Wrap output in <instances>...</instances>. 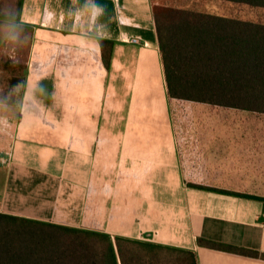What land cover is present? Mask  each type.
Instances as JSON below:
<instances>
[{"label": "crops", "instance_id": "crops-1", "mask_svg": "<svg viewBox=\"0 0 264 264\" xmlns=\"http://www.w3.org/2000/svg\"><path fill=\"white\" fill-rule=\"evenodd\" d=\"M153 7L0 0L31 30L16 114L0 102V213L264 264L199 243L264 255V113L171 98Z\"/></svg>", "mask_w": 264, "mask_h": 264}, {"label": "trees", "instance_id": "trees-1", "mask_svg": "<svg viewBox=\"0 0 264 264\" xmlns=\"http://www.w3.org/2000/svg\"><path fill=\"white\" fill-rule=\"evenodd\" d=\"M264 8V0H221ZM168 95L248 112L264 113V24L188 8L153 7ZM102 44L110 67L111 49ZM24 81V77H23ZM250 197V196H249ZM19 224L49 228L37 249L26 243ZM17 228V229H15ZM10 229H15L13 232ZM17 235V234H16ZM220 249L255 257L257 251L200 239ZM0 264H198L187 249L101 231L42 223L0 213Z\"/></svg>", "mask_w": 264, "mask_h": 264}, {"label": "rangeland", "instance_id": "rangeland-1", "mask_svg": "<svg viewBox=\"0 0 264 264\" xmlns=\"http://www.w3.org/2000/svg\"><path fill=\"white\" fill-rule=\"evenodd\" d=\"M156 5H185L188 8L204 10L220 16L264 24V8L251 7L247 4L231 3L221 0H152ZM30 28L0 19V102H13L5 111L16 114L21 97L23 77L30 46ZM22 230L15 237H26V243L37 249L47 238L49 228L39 225L19 224ZM17 229V228H15ZM15 229H10L13 232ZM18 236V237H17Z\"/></svg>", "mask_w": 264, "mask_h": 264}, {"label": "built area", "instance_id": "built-area-1", "mask_svg": "<svg viewBox=\"0 0 264 264\" xmlns=\"http://www.w3.org/2000/svg\"><path fill=\"white\" fill-rule=\"evenodd\" d=\"M132 43L138 44L139 41L137 39H132Z\"/></svg>", "mask_w": 264, "mask_h": 264}]
</instances>
